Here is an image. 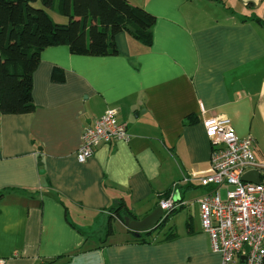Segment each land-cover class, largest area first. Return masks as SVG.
<instances>
[{
	"label": "crops",
	"instance_id": "0c3cea01",
	"mask_svg": "<svg viewBox=\"0 0 264 264\" xmlns=\"http://www.w3.org/2000/svg\"><path fill=\"white\" fill-rule=\"evenodd\" d=\"M130 3L156 18L151 46L123 32L115 38V56H75L67 45L47 48L33 76L36 110L0 114L5 264L61 257L57 264L221 263L197 203L208 188L182 180L202 177L211 167L204 117L230 119L240 138L253 139L264 162V0ZM48 13L52 20L57 15ZM54 68L64 71V83L52 81ZM108 109L118 111L129 140L102 143L79 163L84 130ZM167 193H178L185 205L172 216L187 212L181 232L175 217L158 241L138 243L123 223L110 220L121 201L142 220ZM115 225L123 228L120 239ZM170 228L176 237L164 241Z\"/></svg>",
	"mask_w": 264,
	"mask_h": 264
},
{
	"label": "trees",
	"instance_id": "16d2710c",
	"mask_svg": "<svg viewBox=\"0 0 264 264\" xmlns=\"http://www.w3.org/2000/svg\"><path fill=\"white\" fill-rule=\"evenodd\" d=\"M36 4L42 8H36ZM48 11L66 18L67 24L55 23ZM252 20L261 22L256 17ZM155 23L154 16L133 6L130 0H0V114L26 115L36 110L33 76L47 48L67 45L75 56H115L118 54L115 38L123 32L142 45L151 46ZM51 79L64 83V71L54 68ZM183 207L165 216L154 230L139 236L127 231L138 243L158 241L170 218ZM111 214L110 220L116 218L123 224L125 218L138 220L122 201L111 209ZM112 226L110 221L108 237L113 234ZM175 237L170 228L163 239L169 241ZM64 258L46 264H57Z\"/></svg>",
	"mask_w": 264,
	"mask_h": 264
},
{
	"label": "built area",
	"instance_id": "2783aa9c",
	"mask_svg": "<svg viewBox=\"0 0 264 264\" xmlns=\"http://www.w3.org/2000/svg\"><path fill=\"white\" fill-rule=\"evenodd\" d=\"M202 126L213 145L211 167L204 176L194 173L182 182L197 180L208 188L197 203L211 250L221 256L220 264H264V162L255 155L253 139L240 138L227 117H204ZM129 138L126 125L118 120V111L108 109L84 130L77 160L85 163L102 143ZM249 172L259 173L260 184L242 180ZM183 205L174 193L159 202L164 217ZM5 263L6 259L0 257V264Z\"/></svg>",
	"mask_w": 264,
	"mask_h": 264
},
{
	"label": "water",
	"instance_id": "95a60500",
	"mask_svg": "<svg viewBox=\"0 0 264 264\" xmlns=\"http://www.w3.org/2000/svg\"><path fill=\"white\" fill-rule=\"evenodd\" d=\"M40 166H42V163H40ZM40 174H45V171L41 170ZM242 180L244 182L255 184H260L261 182L260 175L257 172H249L245 174ZM176 196H178V193L176 194ZM163 218L164 211L161 209V207L158 206L142 220H130L129 218H125L124 225L128 230L134 232L137 236H139L142 233L154 230L160 224Z\"/></svg>",
	"mask_w": 264,
	"mask_h": 264
},
{
	"label": "rangeland",
	"instance_id": "374dc122",
	"mask_svg": "<svg viewBox=\"0 0 264 264\" xmlns=\"http://www.w3.org/2000/svg\"><path fill=\"white\" fill-rule=\"evenodd\" d=\"M35 7L36 8H42V6L40 4H36ZM52 17H53V20H54L55 23L56 22L63 21V19H64L63 17L59 16L58 14L57 15L56 14H52ZM187 215L188 214L185 211V212L179 213V214L175 215L174 217H171L170 218V221H172L176 217L175 218V223H176V226L178 228L177 229V232H181L183 230L184 224L186 223V220H187ZM170 221H169V223H170ZM169 223L167 224V226L165 227V229L163 230V232H166L167 231L168 226L170 225ZM172 224H173V222H172ZM115 229H116V232H117L116 237H117V239H120V237H119L120 234L121 233H124L123 228L120 225H115ZM97 241L98 240H96L95 242H97Z\"/></svg>",
	"mask_w": 264,
	"mask_h": 264
}]
</instances>
